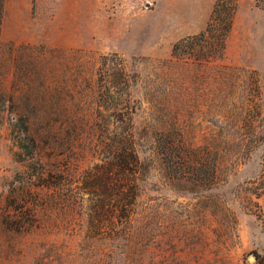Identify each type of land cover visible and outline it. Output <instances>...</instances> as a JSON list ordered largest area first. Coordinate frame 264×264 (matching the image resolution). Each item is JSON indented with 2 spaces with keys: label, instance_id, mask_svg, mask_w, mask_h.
<instances>
[{
  "label": "rangeland",
  "instance_id": "obj_1",
  "mask_svg": "<svg viewBox=\"0 0 264 264\" xmlns=\"http://www.w3.org/2000/svg\"><path fill=\"white\" fill-rule=\"evenodd\" d=\"M215 3L231 16V0H3L0 264H257L247 188L264 156V0H237L222 57H182L174 44H197ZM125 96L142 170L130 235L108 240L76 193L103 158L90 139L121 124L109 115ZM167 130L210 145L217 183L165 176Z\"/></svg>",
  "mask_w": 264,
  "mask_h": 264
},
{
  "label": "trees",
  "instance_id": "obj_2",
  "mask_svg": "<svg viewBox=\"0 0 264 264\" xmlns=\"http://www.w3.org/2000/svg\"><path fill=\"white\" fill-rule=\"evenodd\" d=\"M218 3L213 6L208 27L194 37L198 38L195 41L197 44L190 46L184 44L185 40H180L174 44V51H178L181 56L184 52L182 57H194L200 62H210L222 57L225 48V31L230 24L232 26L237 0H231V16L223 15L221 12L223 4ZM2 9L3 0H0V17ZM121 105L118 112L114 114L110 112L109 115V118H114L121 124H114L112 127L107 123L103 127L105 134L102 133L99 141L93 143L94 134L90 139L88 148L99 151L103 158L96 164L95 171L87 176L84 194L76 193L78 200H83L86 195V201L92 205V230L104 231L108 240L130 235L129 225L138 196V183L142 170L129 122L132 117L129 98L123 97ZM174 134L176 136L173 137L168 130L165 131L157 144L163 160L165 176L170 181L182 184L186 190L211 188L218 180V159L213 156L210 145L187 144L182 140L179 131ZM256 135L262 139L264 129L256 130ZM27 137L30 141L34 140L30 134H27ZM253 144L248 141L241 142L240 147L244 150ZM261 165L259 173L250 181L247 190L250 197L256 199L252 200L248 209L264 227V156ZM255 259L257 264H264V255H258Z\"/></svg>",
  "mask_w": 264,
  "mask_h": 264
},
{
  "label": "water",
  "instance_id": "obj_3",
  "mask_svg": "<svg viewBox=\"0 0 264 264\" xmlns=\"http://www.w3.org/2000/svg\"><path fill=\"white\" fill-rule=\"evenodd\" d=\"M250 260H253V257L252 256L250 257Z\"/></svg>",
  "mask_w": 264,
  "mask_h": 264
}]
</instances>
